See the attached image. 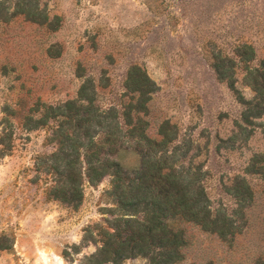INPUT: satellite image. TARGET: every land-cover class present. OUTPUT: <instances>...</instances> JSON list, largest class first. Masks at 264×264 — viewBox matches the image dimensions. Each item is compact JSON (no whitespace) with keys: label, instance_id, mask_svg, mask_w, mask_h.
I'll list each match as a JSON object with an SVG mask.
<instances>
[{"label":"rangeland","instance_id":"1","mask_svg":"<svg viewBox=\"0 0 264 264\" xmlns=\"http://www.w3.org/2000/svg\"><path fill=\"white\" fill-rule=\"evenodd\" d=\"M20 2L0 0V264H93L99 231H112L120 215L111 176L84 181L73 204L50 197L54 176L37 167L54 150L47 142L53 122L39 126L28 115L38 108L32 120L39 118L41 103L77 98L87 82L102 110L122 111L132 66L153 82L140 114L146 134L160 140L167 121L174 137L167 159L176 169L197 168L211 206L234 216V235L223 238L182 223L187 241L177 264H264V181L244 172L251 155L264 152V134L255 124L250 138L221 141L243 105L212 67L218 50L231 53L241 43L253 47L252 64L263 58L264 0H32L38 21L13 15ZM237 77L251 98L243 74ZM138 161L133 151L124 158ZM241 178L254 192L243 206L232 190ZM147 262L137 255L119 264Z\"/></svg>","mask_w":264,"mask_h":264},{"label":"trees","instance_id":"2","mask_svg":"<svg viewBox=\"0 0 264 264\" xmlns=\"http://www.w3.org/2000/svg\"><path fill=\"white\" fill-rule=\"evenodd\" d=\"M32 4V0H21L13 15L40 20V12ZM230 52L218 50L212 57V67L217 79L225 82L243 105L230 136L221 140L234 146L238 138H250L255 124L261 126L264 134V122L257 121L264 117V56L252 64L255 54L248 43L236 44ZM239 72L253 91L249 99L236 87ZM152 86L148 76L138 66H132L127 80L131 101L122 105V111L102 110L94 103V94L88 93L87 82L81 85L77 98L56 106L41 103L39 118L32 120V113L38 108L31 109L28 115L39 126L53 122L47 142L54 150L43 155L37 167L54 176L47 192L50 197L73 204L82 197L84 181L93 184L105 174L111 176L109 193L120 215L112 222V231H99L101 245L90 256L93 264H119L122 259L137 255L146 256V264H177L183 258L181 248L187 241L182 223L196 225L222 238L234 235V216L211 206L200 171L194 167L176 169V162L167 159L165 151L174 138L172 126L167 121L159 125L160 140L146 134V121L140 114L147 113ZM131 151L139 157L137 165L124 162ZM244 172L264 181V152L253 153ZM232 190L242 206L254 198L244 178ZM243 217L242 214V221Z\"/></svg>","mask_w":264,"mask_h":264}]
</instances>
